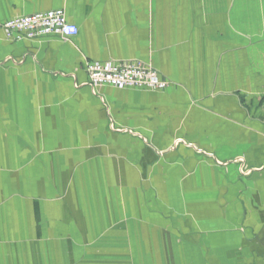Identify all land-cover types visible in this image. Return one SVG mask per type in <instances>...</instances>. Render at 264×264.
Listing matches in <instances>:
<instances>
[{
	"label": "crops",
	"instance_id": "0c3cea01",
	"mask_svg": "<svg viewBox=\"0 0 264 264\" xmlns=\"http://www.w3.org/2000/svg\"><path fill=\"white\" fill-rule=\"evenodd\" d=\"M0 264H264V0H0ZM135 59L162 90L93 88Z\"/></svg>",
	"mask_w": 264,
	"mask_h": 264
},
{
	"label": "built area",
	"instance_id": "2783aa9c",
	"mask_svg": "<svg viewBox=\"0 0 264 264\" xmlns=\"http://www.w3.org/2000/svg\"><path fill=\"white\" fill-rule=\"evenodd\" d=\"M1 28L7 39H35L44 36L73 37L78 27L66 20L63 9L13 17L2 22ZM89 84L95 88L108 85L115 88H139L158 91L168 86L149 63L135 59L109 60L86 63Z\"/></svg>",
	"mask_w": 264,
	"mask_h": 264
}]
</instances>
